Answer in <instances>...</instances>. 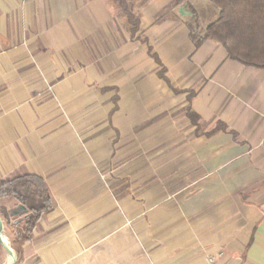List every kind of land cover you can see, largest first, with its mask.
Returning a JSON list of instances; mask_svg holds the SVG:
<instances>
[{
	"label": "crops",
	"instance_id": "1",
	"mask_svg": "<svg viewBox=\"0 0 264 264\" xmlns=\"http://www.w3.org/2000/svg\"><path fill=\"white\" fill-rule=\"evenodd\" d=\"M218 11L0 0V178L51 200L17 264H264V69L195 46Z\"/></svg>",
	"mask_w": 264,
	"mask_h": 264
},
{
	"label": "trees",
	"instance_id": "2",
	"mask_svg": "<svg viewBox=\"0 0 264 264\" xmlns=\"http://www.w3.org/2000/svg\"><path fill=\"white\" fill-rule=\"evenodd\" d=\"M183 4L187 0H172ZM219 11L200 36L191 33L195 46L209 39L220 44L227 56L243 65L264 69V0H209ZM129 21L132 17L128 14ZM189 120L196 124L199 116L187 109ZM226 130V125L218 122L209 132ZM9 197L27 209L22 227L12 226V243L17 254L16 264L21 260L23 244L28 242L41 218L51 209V200L44 180L33 174L12 178H0V199ZM8 223L7 215H0ZM15 228V229H14Z\"/></svg>",
	"mask_w": 264,
	"mask_h": 264
},
{
	"label": "rangeland",
	"instance_id": "3",
	"mask_svg": "<svg viewBox=\"0 0 264 264\" xmlns=\"http://www.w3.org/2000/svg\"><path fill=\"white\" fill-rule=\"evenodd\" d=\"M12 202V198L5 197L2 200H0V215H7L8 216V223L2 219V237L6 240V245L11 248V250L15 253L16 255V261H17V254L15 252V246L12 243V226L16 227H22L25 222V216L23 214H18V215H12L8 210L7 206H9V203ZM17 204L10 205L11 211L15 209ZM14 228V229H15ZM85 255H89V253H86ZM98 255V254H97ZM88 261V260H87ZM10 262V257L2 244L0 243V264H9ZM16 264V262L14 263ZM75 264H100L98 257L95 263H81L76 262Z\"/></svg>",
	"mask_w": 264,
	"mask_h": 264
},
{
	"label": "water",
	"instance_id": "4",
	"mask_svg": "<svg viewBox=\"0 0 264 264\" xmlns=\"http://www.w3.org/2000/svg\"><path fill=\"white\" fill-rule=\"evenodd\" d=\"M12 215H18V214H27V209L22 206V205H16L15 209L13 211H11ZM2 220L0 218V243L2 244V246L4 247V249L6 250V252L8 253L9 257H10V262L9 264H14L16 262V255L15 253L11 250V248H9L5 243H3L2 241Z\"/></svg>",
	"mask_w": 264,
	"mask_h": 264
},
{
	"label": "bare ground",
	"instance_id": "5",
	"mask_svg": "<svg viewBox=\"0 0 264 264\" xmlns=\"http://www.w3.org/2000/svg\"><path fill=\"white\" fill-rule=\"evenodd\" d=\"M2 241H3V243H5V244H6V240H5L4 238H2Z\"/></svg>",
	"mask_w": 264,
	"mask_h": 264
}]
</instances>
